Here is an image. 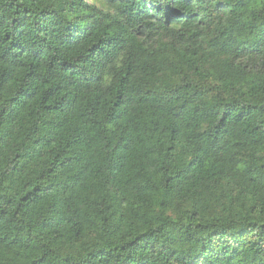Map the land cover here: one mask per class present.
Returning a JSON list of instances; mask_svg holds the SVG:
<instances>
[{"label":"trees","instance_id":"trees-1","mask_svg":"<svg viewBox=\"0 0 264 264\" xmlns=\"http://www.w3.org/2000/svg\"><path fill=\"white\" fill-rule=\"evenodd\" d=\"M257 32L264 0H0V264H170L162 238L235 224L264 243Z\"/></svg>","mask_w":264,"mask_h":264},{"label":"clouds","instance_id":"clouds-1","mask_svg":"<svg viewBox=\"0 0 264 264\" xmlns=\"http://www.w3.org/2000/svg\"><path fill=\"white\" fill-rule=\"evenodd\" d=\"M106 10L114 11V6ZM90 11L77 14L86 15ZM251 38L264 44V32L254 33ZM242 227V224H235L207 230L194 228L173 242L164 238L160 242L169 243L176 252L170 264H264V243L257 244L255 239L246 238Z\"/></svg>","mask_w":264,"mask_h":264}]
</instances>
